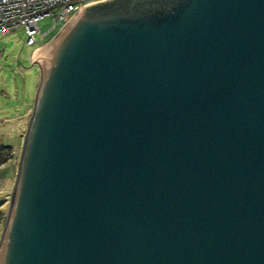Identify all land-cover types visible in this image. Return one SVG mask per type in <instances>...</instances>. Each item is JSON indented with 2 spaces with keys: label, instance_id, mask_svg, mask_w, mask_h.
<instances>
[{
  "label": "water",
  "instance_id": "95a60500",
  "mask_svg": "<svg viewBox=\"0 0 264 264\" xmlns=\"http://www.w3.org/2000/svg\"><path fill=\"white\" fill-rule=\"evenodd\" d=\"M101 3L34 56L0 264H264V0Z\"/></svg>",
  "mask_w": 264,
  "mask_h": 264
},
{
  "label": "rangeland",
  "instance_id": "374dc122",
  "mask_svg": "<svg viewBox=\"0 0 264 264\" xmlns=\"http://www.w3.org/2000/svg\"><path fill=\"white\" fill-rule=\"evenodd\" d=\"M53 24L51 17L39 21L40 33L36 34L37 43L34 46L26 44L27 33L23 26L8 34L0 32V145H11L13 148V157L0 165V236L41 78L39 66L33 61L38 52L34 49L46 45L58 33L60 26L43 37Z\"/></svg>",
  "mask_w": 264,
  "mask_h": 264
},
{
  "label": "built area",
  "instance_id": "2783aa9c",
  "mask_svg": "<svg viewBox=\"0 0 264 264\" xmlns=\"http://www.w3.org/2000/svg\"><path fill=\"white\" fill-rule=\"evenodd\" d=\"M107 0H0V32L8 34L19 27H25L26 44L37 43L36 34L40 33L39 21L45 17L54 20L53 26L43 37L55 29L62 27L81 9ZM37 46L34 51H37ZM34 54V52H33Z\"/></svg>",
  "mask_w": 264,
  "mask_h": 264
},
{
  "label": "trees",
  "instance_id": "16d2710c",
  "mask_svg": "<svg viewBox=\"0 0 264 264\" xmlns=\"http://www.w3.org/2000/svg\"><path fill=\"white\" fill-rule=\"evenodd\" d=\"M161 0H109L101 3L95 9H111L118 7H146L159 3ZM13 148L11 145H0V165L13 157Z\"/></svg>",
  "mask_w": 264,
  "mask_h": 264
}]
</instances>
